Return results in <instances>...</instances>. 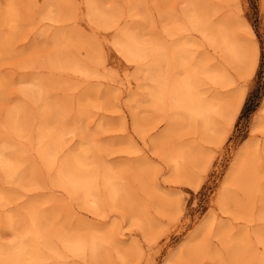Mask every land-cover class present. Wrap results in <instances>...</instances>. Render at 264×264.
<instances>
[{"label": "bare ground", "instance_id": "bare-ground-1", "mask_svg": "<svg viewBox=\"0 0 264 264\" xmlns=\"http://www.w3.org/2000/svg\"><path fill=\"white\" fill-rule=\"evenodd\" d=\"M231 1L0 0V229L11 233L7 242L0 237V264L141 263L143 244L154 246L164 235L153 228L159 222L149 208L158 214L170 201L157 198L162 184L156 178L151 198L133 194L131 183L143 185L150 176L136 172L124 179L112 165L121 172L128 165L143 170L150 151L189 189L199 187L200 175L184 180L180 173L194 166L209 138L222 147L258 62L254 31L238 7L229 8ZM260 7L264 13V0ZM97 28L109 31L103 41L134 66L146 101V117L130 108L129 119L116 104L122 140L110 144L108 137L106 147L125 146L109 153L98 137L112 124L105 103L112 88L120 91L118 100H131L132 80L125 67L99 88L105 67L93 35ZM258 133L264 135V99L215 203L222 213L232 208L241 214L236 234V224L231 229L228 220L210 213L202 227L216 244L195 230L161 264H264V222L248 225L264 220V141L260 149ZM135 137L147 150L138 151ZM134 153L141 156L128 157ZM110 156L113 164L105 160ZM41 190L78 200L96 222L107 219L104 207L117 215L91 224L63 203L47 208L48 201L37 197ZM124 225L141 229L140 237L126 234Z\"/></svg>", "mask_w": 264, "mask_h": 264}, {"label": "rangeland", "instance_id": "rangeland-1", "mask_svg": "<svg viewBox=\"0 0 264 264\" xmlns=\"http://www.w3.org/2000/svg\"><path fill=\"white\" fill-rule=\"evenodd\" d=\"M74 2L78 3V0H74ZM39 4L40 1L38 2V5ZM229 4V8L234 11H236L235 8L238 7L240 11V16L245 18L246 21L252 27L256 36L259 56L255 71L246 86V93L243 100V104L236 117L234 125L222 147L216 148V145L214 143L215 139L209 138L208 141H205L203 144L206 149L198 153L195 157L194 166L191 167L187 165L185 173H180L181 175L183 174L184 180L185 177L188 178L190 176L189 180H191V178H196L200 175L199 187L196 190L189 189L185 185V183H183V177L179 176V174H174V172L169 169L167 163H163L161 160L156 158V156L153 155L150 151H148L150 159H146L148 164L142 166L143 170L139 168L140 166L135 167L132 165H128L127 167L125 166V168H130V170L121 172L123 170L121 166L117 167L112 165L114 171L119 173L120 176H122V178L124 179L130 178L131 175L136 174V172H139L141 175L143 174V172L146 173L148 176L146 180L149 179L150 176L151 181H146L143 185H139L135 182L131 183V191L133 192V194L139 195V197H142L143 199L151 198L153 193H155V190L152 189V179L156 178L158 180L157 182H160L162 184V187L159 188L160 190L156 192L157 198H160L163 201H170V204L168 206H165L166 208L164 207V211H162L161 213L156 214L158 211L149 208V210L151 211L150 215L155 218V221L159 222V224H155L153 228L157 232L161 230L164 235L154 246H147L148 244H143L142 253L144 255V258L142 259L140 264H161L166 254H168L170 250L175 248L181 241L186 238H189V235L195 233L193 232L195 230L196 232H198L199 238H202L203 236L210 238L211 234L205 233V230L202 227V221L210 213L215 214V217L217 218L221 216L223 219L228 220L231 229L233 228V225L236 224L232 229L234 234H236V226L239 223H243V219L241 218L240 213L236 214L235 210L232 211V208H228V212L222 213L219 210L218 206L215 205V203L219 196V192L222 188L223 182L231 170L234 158L236 157V153L239 150V147L244 141L250 138L254 116L258 112L264 99V13L262 12L260 7V0H236V2L231 1L229 2ZM151 18L154 22L153 25L156 26V16L152 15ZM84 23L85 21H82L81 27L88 31ZM107 33H109V31H105L103 29L98 28L93 31V35L99 46L98 49L102 56V60L104 62L105 67L103 70L99 69V80L102 82L99 88L103 87L106 80H109L110 78H116V74L126 67V71L132 80L130 92L133 94L131 100H129L126 96H123L120 100H118L117 96L119 95L120 91L114 92L113 90L115 88H112V98L109 97V102L105 103V114L107 117H110L112 119V124L106 127L107 132L100 134L98 137H100L99 145H101L102 147L104 146L103 151L109 153L111 152V150L113 151L115 149L124 148L125 146V143H123L119 146H109V148L106 147V139L108 137L114 141L108 142L110 144H115L116 141L122 140L121 138H118L119 136H117L121 134V130L119 129L118 124H116L117 121H119V113L117 112H120L117 105L123 107L121 111H124L127 119H129L130 116V108L138 109V111L142 110L140 114L146 117L144 108L146 105V101L145 96H143V98H140L141 93L144 92V89H141V87H139V83L142 82V79L140 78L136 81V70L134 69V66L132 64L126 63L125 60L120 55H118L116 51L112 48L111 43H105L103 41V35ZM11 66L13 67V65ZM6 67H10V65ZM15 87L17 86H14L13 90L16 89ZM90 89H93V87H90ZM255 91L257 94L254 100V106L246 111L245 105L246 103H248L251 94ZM101 94L102 93L99 92V95ZM93 95L95 97H99V100L97 101L98 104L102 103V101L100 100V96H98L97 94ZM86 104L87 100L85 101L84 105L86 106ZM105 120L109 119L105 118L104 121ZM143 123L145 124V122ZM151 133L152 132H148L147 134ZM189 137L190 136H188V138ZM150 138L151 139L149 140H151V142H154L157 139L155 135L153 137V134L150 135ZM135 139L139 147L138 151L141 148L143 150H147V145L142 144L141 140L137 137H135ZM256 139L261 144L260 149H263L262 142L264 141V135L258 133ZM149 140H147V142H149ZM185 142H188V140L185 139ZM116 154L114 156H116ZM122 155L125 156L126 153H123ZM137 155L141 156V153L129 154V156H127L135 157ZM211 158L212 160H210ZM105 160H107L111 164L115 162V160L111 159V156L105 158ZM209 160L211 161L210 163H208ZM203 166L206 168L204 173L200 171ZM124 181L126 182L128 180ZM39 192L40 194H38L39 196L37 197L39 200L48 201L46 204L47 208H59L63 203L64 205L68 206V210L72 209L74 215H83L84 217L88 218L91 224L93 222H103V220L109 223V220L113 219L117 215L116 212L112 209L104 207L102 209V215L107 216V219L97 218L98 221L96 222L95 217L91 218L92 215L90 213H87L86 210L82 209V205L80 202H78V200H71L68 197L60 195L59 192L48 193L45 190H41ZM34 193L35 192L28 193L27 196L30 197L31 194ZM27 196L23 197L21 200L25 201V199L28 198ZM37 197H32L31 199H35ZM59 217H63L62 213L58 215V218ZM263 222L264 220L258 217V221L251 222L248 225L256 227V225L261 226ZM1 224L3 223L0 222V226ZM123 228L126 231V234L127 232H129L133 236V238L137 239L140 237L141 229H139L138 227L124 225ZM254 230L255 228L250 229V236L252 237L255 236L252 232ZM200 231H202L203 233H199ZM0 237L2 238V240H5V242H7L11 238V233L8 231L7 228L2 227V229H0ZM198 237L197 239H199ZM210 242L215 245L216 239L211 237ZM146 258H148L149 260H146ZM75 261L78 264H90L85 260L77 259ZM206 262L207 261H202L201 264H205Z\"/></svg>", "mask_w": 264, "mask_h": 264}, {"label": "trees", "instance_id": "trees-1", "mask_svg": "<svg viewBox=\"0 0 264 264\" xmlns=\"http://www.w3.org/2000/svg\"><path fill=\"white\" fill-rule=\"evenodd\" d=\"M256 94H257L256 91L251 94L250 99L248 100V103H246V105H245L246 111L254 106V100L256 98Z\"/></svg>", "mask_w": 264, "mask_h": 264}]
</instances>
